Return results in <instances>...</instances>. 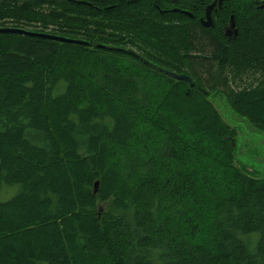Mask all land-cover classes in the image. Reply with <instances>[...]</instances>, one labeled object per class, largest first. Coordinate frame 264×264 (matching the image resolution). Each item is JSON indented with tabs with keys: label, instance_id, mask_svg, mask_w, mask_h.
<instances>
[{
	"label": "trees",
	"instance_id": "16d2710c",
	"mask_svg": "<svg viewBox=\"0 0 264 264\" xmlns=\"http://www.w3.org/2000/svg\"><path fill=\"white\" fill-rule=\"evenodd\" d=\"M80 1L0 0V26L87 42L0 32V264H264V178L210 99L264 126V0L212 27L211 0Z\"/></svg>",
	"mask_w": 264,
	"mask_h": 264
},
{
	"label": "rangeland",
	"instance_id": "374dc122",
	"mask_svg": "<svg viewBox=\"0 0 264 264\" xmlns=\"http://www.w3.org/2000/svg\"><path fill=\"white\" fill-rule=\"evenodd\" d=\"M54 8L55 6L37 3L32 5V9L30 10H39L41 12L48 13L49 11L55 10ZM211 18L213 21V15H211ZM217 19L218 17L214 18V21H216ZM10 23L11 22H7V24H4L5 26L3 27H12L13 24ZM43 24L45 23L27 17L21 19V21L16 23V27L12 28H21L27 31L39 33H54V30H52L50 26H46L45 28V25ZM227 25V23L222 24V26L224 27H226ZM117 34L118 33L109 34V36L112 35L117 37ZM56 35L60 36L58 34ZM122 37H124L123 34ZM129 49L131 52L136 53L135 48L131 47ZM230 79L231 88H233L234 90H241L243 88H248L251 85L256 86L257 84V78L254 77L251 72L231 74ZM210 99L213 102L214 107L216 108L218 113L221 115L222 119L227 124L237 129L235 164L241 167L243 170L246 169L247 171L252 172L258 178H264V126L262 125L263 123L258 121L256 124L259 127L254 126L250 121H248L249 118L247 119L246 117L239 115L235 111V108L232 107L230 102L225 98V96L218 92L213 93ZM13 192L14 191H12V193ZM11 195H9V188H7L2 191L0 199L4 200L8 196L10 197Z\"/></svg>",
	"mask_w": 264,
	"mask_h": 264
},
{
	"label": "water",
	"instance_id": "95a60500",
	"mask_svg": "<svg viewBox=\"0 0 264 264\" xmlns=\"http://www.w3.org/2000/svg\"><path fill=\"white\" fill-rule=\"evenodd\" d=\"M75 3L78 4H89L88 2L85 1H80V0H72ZM228 1V0H213L211 3H209L206 8H205V17L204 19L201 18L200 22L203 26L207 27V26H211L212 25V18H211V10H213V8H221L223 2ZM264 6V5H263ZM176 10V9H174ZM183 13L192 16L189 12L187 11H182ZM0 32L1 33H18V34H24V35H29V36H39V37H43V38H48V39H52V40H56V41H61V42H72V43H77V44H87V42L85 41H81L79 39H72V38H67V37H62V36H57V35H53V34H49V33H39V32H31V31H27L21 28H12V27H3L0 26ZM230 32H233V36L230 37ZM224 36L228 37V38H234L237 36V28L235 27V23L233 20V15L230 16L229 18V22L228 25L224 28ZM100 46V45H99ZM134 55H137L136 53L132 52ZM165 73L167 75H169L172 78L178 79V80H184L187 81L190 85H192V81L191 78L185 74V73H181V74H177L175 72L172 71H167L165 70ZM96 186V183L94 184V187Z\"/></svg>",
	"mask_w": 264,
	"mask_h": 264
},
{
	"label": "flooded vegetation",
	"instance_id": "af4514ba",
	"mask_svg": "<svg viewBox=\"0 0 264 264\" xmlns=\"http://www.w3.org/2000/svg\"><path fill=\"white\" fill-rule=\"evenodd\" d=\"M212 1V0H211ZM210 1V2H211ZM206 8V7H205ZM216 10V6H215V8H213V10H211V14H212V12H214ZM204 17H205V10H204V14H203V16H201V17H199V23L201 24V22H200V20H201V18H203L204 19ZM202 25V24H201ZM212 25H213V21H212ZM212 25L211 26H207V27H212ZM203 26V25H202ZM203 27H205V26H203ZM225 28V27H224ZM224 28H223V30H224ZM233 36V32H230V37H232Z\"/></svg>",
	"mask_w": 264,
	"mask_h": 264
}]
</instances>
